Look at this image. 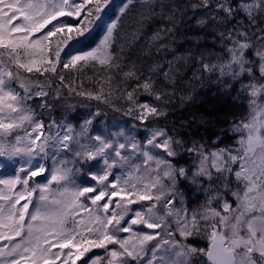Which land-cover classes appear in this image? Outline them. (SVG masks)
Here are the masks:
<instances>
[{
  "label": "snow or ice",
  "instance_id": "obj_1",
  "mask_svg": "<svg viewBox=\"0 0 264 264\" xmlns=\"http://www.w3.org/2000/svg\"><path fill=\"white\" fill-rule=\"evenodd\" d=\"M113 2L0 0V168H13L0 178V264H264V0H121L94 46L69 51ZM154 18L165 23L133 59ZM186 21L204 35L182 31ZM184 41L194 47L180 51ZM193 81L247 99L229 129L235 149L161 125L177 92L182 107L197 101ZM73 96L134 123L95 127L97 106L78 129L68 116L46 125ZM185 154L198 162L180 164ZM185 182L205 197L191 210Z\"/></svg>",
  "mask_w": 264,
  "mask_h": 264
},
{
  "label": "trees",
  "instance_id": "obj_2",
  "mask_svg": "<svg viewBox=\"0 0 264 264\" xmlns=\"http://www.w3.org/2000/svg\"><path fill=\"white\" fill-rule=\"evenodd\" d=\"M160 2L161 0H154L155 4H159ZM163 2H168V0H163ZM175 2L186 3L187 0H175ZM139 3L140 0H137V7H139ZM234 3L236 2L234 1ZM156 11L159 12L158 7ZM241 17H243V14H241ZM164 23L165 21L159 18H154L148 22L139 44L132 47L131 55L133 59H135L136 55L139 54V46L144 45L151 33ZM188 23L189 22L186 21V24L182 26V31L187 32L188 35H204L203 32H200V30L195 28L194 21L191 22L192 27L189 31ZM129 31H131V29H129ZM98 34L99 33L96 30L93 31L87 41L79 43V49L85 50V44H88L90 47L94 46L99 38ZM177 47H180V51H185L189 47H194V45L191 41H184L182 47L180 45H177ZM201 47L212 50V37L208 36L206 41H201ZM219 47L220 45L217 43L215 45V49L219 50ZM153 57H156L155 49H153ZM159 59H164L163 53L160 54ZM87 75H91V70H88ZM187 75L189 79H191V72H188ZM79 82L80 81L78 79L77 84H79ZM187 83L188 82L185 81L183 86H187ZM84 84L86 88L91 87L89 81L86 78L84 79ZM193 84L196 93L199 94L197 101L195 103H187L182 107L180 104V92H177L174 100V110L170 113L166 120L161 119L160 123L163 125L167 122V125L170 129L174 127L179 133L184 135L185 139L189 140V143H191V140L194 139L202 143H206L208 147L233 145L235 143L236 136L231 131H229V129L234 119L239 120L241 116H246L247 112L245 102L241 98L234 100L231 98H220L218 94H215L217 93V86L215 84H209L207 81L203 87L194 81ZM183 86L181 90H183ZM233 97H235V95H233ZM116 113L122 114L119 112ZM173 121H175V124L172 123ZM184 121H189L191 123L190 125L181 127V123ZM217 136L221 137V139L220 141H217L215 145H213V141L216 140ZM179 162L186 167H191L195 163V158H193V155L185 154ZM182 190L185 191L188 197H198L197 195H199V192L193 191L187 182H185L183 185ZM196 242L198 243V246L206 247L207 242L205 240H198Z\"/></svg>",
  "mask_w": 264,
  "mask_h": 264
},
{
  "label": "rangeland",
  "instance_id": "obj_3",
  "mask_svg": "<svg viewBox=\"0 0 264 264\" xmlns=\"http://www.w3.org/2000/svg\"><path fill=\"white\" fill-rule=\"evenodd\" d=\"M236 3H239L240 0H234ZM121 3V0H114L112 6L109 8L108 10V15H105L103 20L100 22V26H101V32L103 30L104 24L105 22L108 21L109 16L112 15V13L115 11L117 5H119ZM63 20H67V17L61 18ZM102 36V35H101ZM101 38V37H100ZM72 50H77L75 49V44H72V47L69 49V51ZM239 87V85H237V88ZM232 95L236 96V93H233ZM246 105V112L248 113V108H247V99L246 98H241ZM89 106H94V108H96L97 106H99L101 109H103V114L100 116L99 120H95L94 121V126L95 127H104L105 125H111V124H115L116 122H119L125 126H130L131 124L134 123V121H132L129 118H126L125 116H123L122 114H117L116 112H113L112 110H108L106 108H104L103 105H98V103L96 101H88L85 100L81 97H71L68 101H64L61 104H58L56 106V108L49 114V113H45L44 115V119H49L50 117H52L53 114H55V112L60 114V117H64L67 116L70 112H73L74 110H76V108L78 107H89ZM247 115V114H246ZM69 119V118H68ZM59 121V120H58ZM70 123H73L74 126L77 127V129L79 128L80 123L83 122V120L81 121H73L71 119H69ZM162 125V124H161ZM22 134V133H21ZM141 134H143V131L141 130ZM234 134V133H233ZM236 136L235 138V143L233 145H230V147H232L233 149H235L237 147L236 144V139H237V134H234ZM220 148V147H225V146H213V147H208L209 150H212L213 148ZM68 158L71 159V154H67ZM193 158H195V163L198 162L196 157L193 155ZM39 159V158H38ZM40 162H45V161H40ZM46 167L47 168H51L52 167V161L51 159L47 160L46 162ZM18 166V165H17ZM13 174V168L12 166H9L7 168H0V178H3L4 176L7 175H11ZM43 178V180H42ZM47 178H50V172H46L43 176H40L38 178H36L37 181L41 182V183H46L47 182ZM76 180L77 183L80 184H90V183H94L93 181H90L86 176H84L83 174L77 175L76 176ZM19 187V186H18ZM51 187L53 189H55L57 186L55 184L51 185ZM190 188H192L194 191L198 192L197 189L195 188V186H189ZM201 194H203V192L201 191ZM36 194H34V198H35ZM187 195L185 193V205L189 208V210L196 208L200 203H202L204 201V196L202 197V199L198 200H194L191 203H187ZM114 199H118V197L114 198ZM25 201H21V205L24 203ZM32 207V205H30V208ZM134 207H138V205H134ZM126 235V234H123ZM55 251V249H54ZM95 253L97 254H103V250L102 249H94L93 250ZM79 264V263H78Z\"/></svg>",
  "mask_w": 264,
  "mask_h": 264
}]
</instances>
